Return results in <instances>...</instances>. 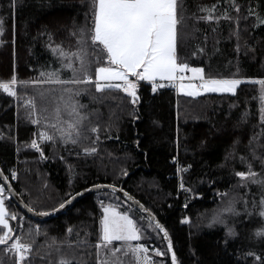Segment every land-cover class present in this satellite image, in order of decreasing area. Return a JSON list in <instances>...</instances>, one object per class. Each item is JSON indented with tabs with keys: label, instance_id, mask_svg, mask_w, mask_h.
Returning <instances> with one entry per match:
<instances>
[{
	"label": "trees",
	"instance_id": "obj_1",
	"mask_svg": "<svg viewBox=\"0 0 264 264\" xmlns=\"http://www.w3.org/2000/svg\"><path fill=\"white\" fill-rule=\"evenodd\" d=\"M233 2L240 6L238 27ZM178 5L179 58L191 67H202L206 76L242 79L236 94L188 96L172 86L153 93L143 82L140 101L132 105L120 90L98 93L89 87L78 99L86 106L82 111L89 114L85 126L99 125V139L87 132L88 138L76 145L39 141L41 155L30 144L43 129L31 123L26 101L35 96L37 107H46L45 115L51 117L59 92H46L42 100L35 86L25 87L23 82L56 69L62 78L72 75L70 69L61 68V58L52 49L76 50L79 30L87 33L92 25L93 0H15L14 8L10 0H0V81L19 82L15 97L0 90V167L6 175L17 170V181L9 179L37 212H50L69 194L91 186L115 185L159 218L171 235L180 264H253V257L246 256L249 250L264 254V242L254 237V231L264 227V218L253 209L254 200L259 208L264 186L251 180L241 184L235 172L247 171L250 162L257 178H264V99L259 85L252 82L264 79V25L248 15L251 8L264 17V0H178ZM212 6L218 20L196 19L207 15L202 9ZM199 48L204 51L191 55ZM98 55L99 51L90 52V58ZM91 146L97 148L95 153L82 152ZM181 168L186 170L178 171ZM181 182L191 192L181 189ZM101 201L124 211L123 203L135 212L143 221L139 225L151 236L145 237L147 246L166 250L149 220L110 192L87 196L61 216L45 221L30 218L6 200L10 211L23 218V228L18 226L20 221L10 223L33 245L26 264H58L61 257L70 258L72 264H96ZM230 205L238 215L222 212ZM217 213L234 227L235 237L225 235V224L209 227ZM185 217L190 223L182 222ZM3 248L0 245V261L14 264V257ZM150 254L157 264H171L169 254Z\"/></svg>",
	"mask_w": 264,
	"mask_h": 264
},
{
	"label": "snow or ice",
	"instance_id": "obj_2",
	"mask_svg": "<svg viewBox=\"0 0 264 264\" xmlns=\"http://www.w3.org/2000/svg\"><path fill=\"white\" fill-rule=\"evenodd\" d=\"M10 5L14 8L15 0H10ZM178 7V0H93L92 25L87 33L83 29L79 30L81 34L76 50L66 51L60 46L52 49L53 53L61 58V68L70 69L72 75L62 78L60 69H56L41 72L39 78L23 82L25 87L35 86L36 95L42 100L46 92H59L55 98L56 105L51 117L45 115L46 107H37L35 96L26 101L30 109L28 116L31 123L43 129L37 133L38 139L31 141L30 147L43 155V148L39 141L59 140L65 145L69 143L76 145L82 139L88 138L87 132L97 134L95 140L99 139V125L85 126L84 122L88 120L89 114L82 111L86 106L78 99L82 93L88 91L89 87H94L98 93L113 89L120 90L126 94L132 105L140 101L138 90L141 82H147L153 93L165 86H172L188 96H198L202 93L235 95L238 87L244 82L242 79L206 76L202 67H191L179 58L178 25L181 23V18L178 15ZM232 8L238 14L236 17L238 27L240 6L233 2ZM202 11H206L207 15L196 17L197 20L216 21L220 18L213 14L216 11L215 6L202 9ZM248 15L255 16L256 22L264 25V17L257 15L251 8L248 10ZM224 18L232 19L227 15ZM2 25L3 20L0 19V31H2ZM237 50H239V44H237ZM97 51L101 55L95 56L94 59L90 58V52L94 54ZM203 51V48H199L191 55L196 56L198 52ZM93 64L96 65L94 70L92 69ZM189 72L191 76L186 79V73ZM252 82L259 85L261 98L264 99V79ZM18 83L15 78L0 81V90L15 97ZM45 85L59 87L45 88ZM80 85L85 87H79ZM261 122L264 123V114L261 115ZM96 151L95 146L82 149L86 155ZM241 160H244V157H241ZM261 164L264 165V159L261 160ZM187 167L190 168L191 165ZM183 170L186 169H178V171ZM235 175L240 178L241 184L251 180L252 183L264 186V178H257V173L252 170L250 162L247 171H236ZM0 177L3 181H8L9 177L14 180L17 174L15 171H10L8 175H4L3 170L0 169ZM109 187L113 192L117 191L115 185ZM179 187L186 192H191V188H187L183 182ZM119 191L123 192V189ZM13 195L15 193L11 184L0 182V245L4 246V252L14 257V264H26L33 245L25 242L23 235L18 234L16 228L10 223V221H20L18 226L21 230L23 228V218L10 211L9 205L6 204V200H10ZM75 195H81V193ZM124 195L126 202L139 203L130 194L124 193ZM72 199L74 196L69 194L68 199L61 202L58 208L54 207L50 211L56 212L63 209ZM100 204L102 208L101 227L94 245L97 256L96 264H123L121 257L129 255L134 258L135 264H157V261L149 254L150 251L157 257H165L170 253L171 264H179L169 232L159 221L150 216L149 226H154L157 235L163 233L162 238L167 241L166 250L158 247L150 249L147 246L145 237L147 236L150 240L151 236L147 234L146 228L138 225L137 220L129 211L117 210L112 204L105 205L103 201ZM253 209L264 218V195L261 196L258 209L255 200L253 201ZM28 210L35 211L33 208ZM245 210L251 215V210L247 209V201H245ZM222 212L239 214L232 205L222 209ZM38 214L43 216L48 215L49 212L44 211ZM182 222L190 223V219L185 217ZM215 223L225 224L226 236L235 237L237 235L234 227L227 225L221 213L212 217L209 227ZM38 230L39 225L37 224L36 231ZM31 231L29 229V232ZM67 231L71 233L72 229L68 228ZM254 237L257 241L264 242V227L256 229ZM114 242H119V244H114ZM246 256L253 257V264H264V254L249 250ZM0 264L3 262L0 261ZM58 264H72V261L70 258L61 257ZM159 264H164V262L160 261Z\"/></svg>",
	"mask_w": 264,
	"mask_h": 264
},
{
	"label": "water",
	"instance_id": "obj_3",
	"mask_svg": "<svg viewBox=\"0 0 264 264\" xmlns=\"http://www.w3.org/2000/svg\"><path fill=\"white\" fill-rule=\"evenodd\" d=\"M1 169V167H0ZM4 175H6L3 172ZM0 181L3 183H10L13 189V192L15 193V195H13L11 197V200L30 218H33L35 220H40V221H45V220H51L54 218H57L59 216H61L62 214H64L65 212H67L68 210H70L76 203H78L81 199L93 195V194H97V193H102V192H110L113 194H116L118 197H120L121 199H123L124 201H126V197L124 195V193H128L130 194L132 197L135 198V201H138V204H134L132 201H127V203L129 205H131L134 209H136L140 214H142L146 219L149 220V217H153L154 220L159 221L160 224L163 225V223L159 220V218L150 210L148 209L139 199H137L135 196H133L131 193L127 192L125 189H123L122 187L116 186L117 191L113 192L112 189L109 187V184H100L99 186L101 187H94L91 186L89 188H86L82 191H80L79 193H81V195H74V199L71 200L70 203L66 204L65 207L63 209H59L56 212H49L48 215H39L37 211H29L28 209L31 208L24 200L23 198L20 196V194L16 191L15 187L13 186L12 182L10 181V179L8 181H3V178L0 177ZM97 186V185H95ZM119 189H123V192L119 191ZM145 209H147V211H144ZM164 226V225H163ZM165 227V226H164ZM166 228V227H165ZM161 236L163 237V233H160ZM170 235V234H169ZM171 237V235H170ZM172 239V238H171ZM164 240V239H163ZM165 244L167 245V241L164 240ZM173 242V240H172ZM173 250L176 252L174 243H173ZM170 253H169V258H170ZM177 255V252H176ZM178 258V255H177ZM171 261V260H170ZM179 261V258H178ZM180 264V263H179Z\"/></svg>",
	"mask_w": 264,
	"mask_h": 264
},
{
	"label": "rangeland",
	"instance_id": "obj_4",
	"mask_svg": "<svg viewBox=\"0 0 264 264\" xmlns=\"http://www.w3.org/2000/svg\"><path fill=\"white\" fill-rule=\"evenodd\" d=\"M188 76H191V73L190 72L189 73H186V77H188ZM207 94H229V93H202L200 95H207ZM121 206H122V209H124V211L127 210V211L130 212V214L137 220L138 225L139 224L141 225L143 223L141 217H139L135 212H133L131 209H129L123 203H121ZM117 210H120V209L117 208ZM120 211H122V210H120ZM114 244H119V242H114ZM121 259L123 260V264H135L134 258L131 257V255H129L127 257H121Z\"/></svg>",
	"mask_w": 264,
	"mask_h": 264
},
{
	"label": "built area",
	"instance_id": "obj_5",
	"mask_svg": "<svg viewBox=\"0 0 264 264\" xmlns=\"http://www.w3.org/2000/svg\"><path fill=\"white\" fill-rule=\"evenodd\" d=\"M13 171H15L16 172V174H17V178L16 179H12V181H14V182H16L17 181V179H18V172H17V170H13Z\"/></svg>",
	"mask_w": 264,
	"mask_h": 264
},
{
	"label": "crops",
	"instance_id": "obj_6",
	"mask_svg": "<svg viewBox=\"0 0 264 264\" xmlns=\"http://www.w3.org/2000/svg\"><path fill=\"white\" fill-rule=\"evenodd\" d=\"M141 83H142V82H141ZM141 83H140V84H141ZM180 93H183V92H180ZM183 94H186V93H183Z\"/></svg>",
	"mask_w": 264,
	"mask_h": 264
}]
</instances>
